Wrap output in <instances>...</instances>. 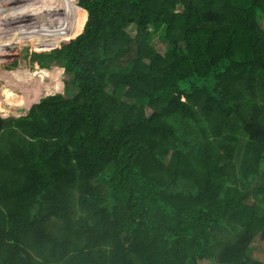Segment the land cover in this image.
<instances>
[{"label":"trees","instance_id":"1","mask_svg":"<svg viewBox=\"0 0 264 264\" xmlns=\"http://www.w3.org/2000/svg\"><path fill=\"white\" fill-rule=\"evenodd\" d=\"M76 4L72 96L0 132V264H264V0ZM78 11L34 63L70 56ZM51 75L14 86L31 103ZM226 136L258 146L249 169Z\"/></svg>","mask_w":264,"mask_h":264},{"label":"rangeland","instance_id":"2","mask_svg":"<svg viewBox=\"0 0 264 264\" xmlns=\"http://www.w3.org/2000/svg\"><path fill=\"white\" fill-rule=\"evenodd\" d=\"M9 1L10 0H0V115H2L6 119L12 120L11 122H15L16 120L30 114L34 107L40 105L41 103H57L72 96L75 88L72 86L69 88V84L73 80L71 60L74 55L75 42L81 34L82 29L87 21V13L76 4V0ZM72 5L79 9L78 12L83 11V13L85 14V21L73 41V48L70 56L68 57L66 55H60V59L57 62H54V64L46 63L47 58L51 57L52 55L42 54L38 57L35 56L37 61L41 63L38 66V64L36 62L34 63L32 59V57H34L32 56L34 44L38 41L49 42V40L47 39L41 40L38 36H42L51 30H57L58 34H55L54 36L64 38L59 35L61 30L64 28L68 31V33H71L70 13ZM42 6H49V8L55 9L57 11V14L56 17H51L46 22L35 25L36 29L30 28L31 25L26 27L16 25L9 26L6 24L4 20L5 18L3 17L9 12H24L32 9L43 10ZM40 16V14L35 15L36 18H34V21H41ZM3 22L5 25H3ZM128 32L132 35V37L135 36L136 32L133 27H130L128 29ZM154 43L156 45V50H158L160 54H164L168 48V44L159 43L155 40L153 44ZM173 46L177 51L184 50L183 45L180 43L176 42L175 44H173ZM15 52H18L17 57L7 58L6 60L11 59V61L8 62L4 61L6 56L14 54ZM13 59L18 60L17 67L12 66L15 62ZM5 63H7V65H5ZM6 67H8L9 69H6ZM42 69L52 73L50 77L51 80H49V78H45L46 85L51 83V85L48 87L49 91L45 92L44 95L39 96L38 99L34 102L28 103L27 99H25V93L23 92V90L14 86V74L18 71L21 72V70H28L29 72H41ZM65 69H68V73L65 71ZM67 81H69L68 85H66ZM61 83L62 85H60ZM68 88L69 91H67ZM174 128H176L175 125ZM176 130V133L181 135V138L177 139L179 142L177 146L182 144L183 141H185L187 145L193 142V140H190V136H185L184 134H182L184 132L181 130V128H176ZM213 144L217 148V152L219 154H222L225 158L231 160L237 167L247 169L252 166L254 155L259 150L257 145L249 144L245 137L226 136L219 139H214ZM164 151L169 150L165 148ZM200 264L214 263L211 261L203 260L200 261Z\"/></svg>","mask_w":264,"mask_h":264},{"label":"bare ground","instance_id":"3","mask_svg":"<svg viewBox=\"0 0 264 264\" xmlns=\"http://www.w3.org/2000/svg\"><path fill=\"white\" fill-rule=\"evenodd\" d=\"M37 14L41 15L40 16L41 21L39 20L34 21V18H36L35 15ZM56 14H57V11L53 8H43V10L32 9V10L24 11V12H9L5 14L3 17L5 18L4 20L6 24L9 26L16 25V26L26 27V26H30V25L33 26V25L46 22L49 18L56 17ZM3 25H5L4 22H3Z\"/></svg>","mask_w":264,"mask_h":264},{"label":"water","instance_id":"4","mask_svg":"<svg viewBox=\"0 0 264 264\" xmlns=\"http://www.w3.org/2000/svg\"><path fill=\"white\" fill-rule=\"evenodd\" d=\"M38 106V105H37ZM36 106V107H37ZM12 120H9V119H6V118H4L2 115H0V132L2 131V129L6 126V125H8V124H10V123H13V122H11Z\"/></svg>","mask_w":264,"mask_h":264},{"label":"crops","instance_id":"5","mask_svg":"<svg viewBox=\"0 0 264 264\" xmlns=\"http://www.w3.org/2000/svg\"><path fill=\"white\" fill-rule=\"evenodd\" d=\"M42 7H43V8H47V7L49 8V6H42ZM69 34H71V33H69Z\"/></svg>","mask_w":264,"mask_h":264}]
</instances>
